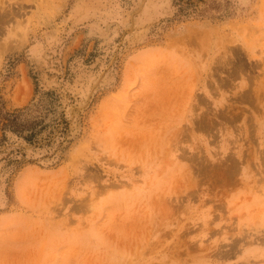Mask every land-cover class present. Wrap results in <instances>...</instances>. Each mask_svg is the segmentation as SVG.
Instances as JSON below:
<instances>
[{
	"label": "rangeland",
	"instance_id": "1",
	"mask_svg": "<svg viewBox=\"0 0 264 264\" xmlns=\"http://www.w3.org/2000/svg\"><path fill=\"white\" fill-rule=\"evenodd\" d=\"M0 264H264V0H0Z\"/></svg>",
	"mask_w": 264,
	"mask_h": 264
},
{
	"label": "trees",
	"instance_id": "2",
	"mask_svg": "<svg viewBox=\"0 0 264 264\" xmlns=\"http://www.w3.org/2000/svg\"><path fill=\"white\" fill-rule=\"evenodd\" d=\"M6 117H8V118H5V120L7 121V123H6V125L5 126H8V127H10V128H12V130L15 132V133H18V132H20L18 129V126H17V123H16V121H15V118H16V116H11V115H6ZM9 117H11V118H9ZM34 136V134L33 133H31L28 137H26V140H28V141H30L31 140V138Z\"/></svg>",
	"mask_w": 264,
	"mask_h": 264
}]
</instances>
